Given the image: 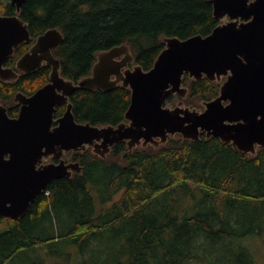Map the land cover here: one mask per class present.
<instances>
[{
  "label": "trees",
  "instance_id": "16d2710c",
  "mask_svg": "<svg viewBox=\"0 0 264 264\" xmlns=\"http://www.w3.org/2000/svg\"><path fill=\"white\" fill-rule=\"evenodd\" d=\"M15 11L10 0H0V15ZM21 17L32 43L50 28L63 31L64 41L53 52L62 75L75 80L91 73L98 51L128 43L136 62L149 70L165 48L162 37L208 35L221 22L211 0H26ZM32 43L22 44L6 64L15 66ZM50 72L44 64L15 81L0 79V102L11 117L20 112L15 94H33ZM184 85L189 87L184 103L203 107L219 95L221 82L186 73ZM181 99L172 94L167 102L175 106ZM70 101L78 122L117 125L125 120L131 90L78 89ZM66 106L57 108V118ZM125 151L120 142L107 157L75 152L81 171L54 180L49 195L39 194L23 217L0 216V264L58 236L79 244L83 253L117 222L122 223L113 227L114 235L124 234L128 264H191L206 241L223 243L233 264H256L236 240L264 232V149L250 158L220 138L202 134L195 141L178 134L160 147Z\"/></svg>",
  "mask_w": 264,
  "mask_h": 264
},
{
  "label": "water",
  "instance_id": "95a60500",
  "mask_svg": "<svg viewBox=\"0 0 264 264\" xmlns=\"http://www.w3.org/2000/svg\"><path fill=\"white\" fill-rule=\"evenodd\" d=\"M25 1L11 0L15 13L0 15V79L15 81L20 72L44 64L51 72L33 94H15L18 116L11 117L8 105L0 102V216L23 217L53 180L82 170L79 161L66 163L63 156L69 150L90 148L107 157L120 141H127L128 153L160 147L177 134L195 141L201 134L214 136L250 158L264 149V0H211L214 15L227 20L210 34L162 37L165 48L149 70L136 62L128 43L98 51L91 73L78 80L62 75L61 60L53 51L64 33L56 27L40 34L15 66L6 64L16 49L32 41L21 17ZM186 73L195 80L227 79L217 97L203 102L204 108L192 107L184 103L189 93ZM119 85L131 90L128 121L94 125L76 120L70 101L76 90L108 91ZM172 94L182 98L175 106L167 102ZM64 103V114L55 118ZM52 157L59 163L47 162Z\"/></svg>",
  "mask_w": 264,
  "mask_h": 264
},
{
  "label": "rangeland",
  "instance_id": "374dc122",
  "mask_svg": "<svg viewBox=\"0 0 264 264\" xmlns=\"http://www.w3.org/2000/svg\"><path fill=\"white\" fill-rule=\"evenodd\" d=\"M122 222H117L101 231L98 246L81 251V246L76 242H69L59 236L50 244H43L33 250L19 253L9 264H94L108 262L110 264H128L126 253H122L125 246L124 234L116 236L113 227H118ZM55 230L59 232L60 226L55 222ZM236 243L245 246L253 254L256 264H264V232L249 234ZM234 243V244H236ZM223 243L216 244L206 241L207 248L195 249V259L191 264H233V257L224 256ZM110 249V252L108 251ZM185 264V263H184Z\"/></svg>",
  "mask_w": 264,
  "mask_h": 264
},
{
  "label": "flooded vegetation",
  "instance_id": "af4514ba",
  "mask_svg": "<svg viewBox=\"0 0 264 264\" xmlns=\"http://www.w3.org/2000/svg\"><path fill=\"white\" fill-rule=\"evenodd\" d=\"M120 142H124L125 143V147H127V143L125 141H120ZM112 148H113V146H112ZM74 153L75 152H72L70 150L66 152V154H65V160H66V162L69 163V162H76L77 161V159L75 158V154ZM50 161L51 162H54V163H59V159L58 158H52V159H50ZM76 172L77 171L74 170L72 172L71 176H69L68 178H72L74 176V174H76Z\"/></svg>",
  "mask_w": 264,
  "mask_h": 264
}]
</instances>
